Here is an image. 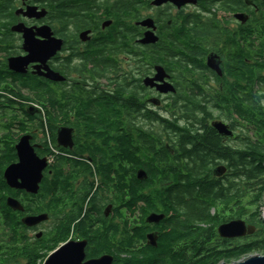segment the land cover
Listing matches in <instances>:
<instances>
[{
  "label": "flooded vegetation",
  "instance_id": "1",
  "mask_svg": "<svg viewBox=\"0 0 264 264\" xmlns=\"http://www.w3.org/2000/svg\"><path fill=\"white\" fill-rule=\"evenodd\" d=\"M155 2L0 0V138L12 135L16 155L31 128L47 163L35 195L12 189L22 211L11 210L36 217L25 204L44 199L47 179V219L22 231L47 257L69 247L82 264H121L126 223L131 251L156 249L180 227L165 214L169 192L229 189L234 159L264 158V0ZM22 30L37 47L31 57ZM26 93L36 102L25 105ZM106 100L114 112L102 120ZM174 211L181 221L183 207ZM97 235L109 248L97 250ZM170 249L183 257L187 239Z\"/></svg>",
  "mask_w": 264,
  "mask_h": 264
},
{
  "label": "trees",
  "instance_id": "2",
  "mask_svg": "<svg viewBox=\"0 0 264 264\" xmlns=\"http://www.w3.org/2000/svg\"><path fill=\"white\" fill-rule=\"evenodd\" d=\"M32 83H26L25 89L33 90L36 85ZM36 96L26 93L25 105L36 102ZM109 103L113 101L102 103V120L109 119L114 112ZM23 131L27 136L31 135V128L28 130L25 126ZM11 136H3V140L0 138V144H7L5 152L0 154V264H42L50 248L41 242L31 243L22 236L25 228L20 221L21 214L7 206L8 198H17V192L10 189L3 178L4 170L17 161L11 147ZM43 141L48 143L46 139ZM120 145L124 151L128 148L125 140ZM233 167L234 177L229 189L199 182L197 185H187L183 190L169 192V201L166 202L168 207L163 206L165 214L173 211L169 222L180 227H167L160 235L156 249L138 253L131 251L128 224H124V234L119 244L120 254H123L119 259L121 264H221L257 252L264 254V223L261 220V208L264 207V158L234 159ZM49 191L50 184L46 179L41 191L44 199L39 204L35 202V205L31 200L25 204V211L34 216L42 215L41 211L48 209ZM178 206L183 207V212H179L182 214L181 221H178L180 215L174 211ZM231 220H242L256 230L254 234L241 238H219L217 227ZM184 237L187 239V252L181 257L175 255L170 246ZM93 239L99 245L97 250H100V246L109 248L107 235H97Z\"/></svg>",
  "mask_w": 264,
  "mask_h": 264
},
{
  "label": "water",
  "instance_id": "3",
  "mask_svg": "<svg viewBox=\"0 0 264 264\" xmlns=\"http://www.w3.org/2000/svg\"><path fill=\"white\" fill-rule=\"evenodd\" d=\"M164 1L166 0H156L155 3L158 5ZM21 32L24 33L25 50L29 52L31 57L32 55L36 54L37 47L34 45V40L32 36L29 35V32L26 30H22ZM148 39H150V42L153 41L154 37L152 33L145 35L143 42L147 41ZM47 44L48 45L42 50V55H44V57H47L51 53L50 50L52 46L50 45V42ZM30 57L28 56L27 58L22 59L20 64H26ZM45 76L48 79H52L51 74H46ZM30 140L31 137L27 135L19 139L17 145L15 146L17 161L16 163L9 165L4 170L3 178L6 185L10 189L16 191H25L28 194L35 195L42 180V172L46 168L47 163L45 159H40L36 156L32 146L30 145ZM222 171V169H219V174L222 173ZM7 206L14 211H22V207L14 199L8 198ZM154 217L152 216L150 219L154 220ZM46 219V215H40L36 217H25L21 222L25 227L31 228L45 221ZM261 220L264 223V207L261 213ZM255 230L256 229L254 226L246 225V223L242 220H231L219 225L217 227V234L221 239H235L250 236L254 234ZM68 248L69 247L62 248L54 255L48 256L44 264H82L81 257L78 255H74L72 258L69 257L70 249ZM85 264H111V259L105 256ZM221 264H264V255H248L240 258L239 260Z\"/></svg>",
  "mask_w": 264,
  "mask_h": 264
},
{
  "label": "rangeland",
  "instance_id": "4",
  "mask_svg": "<svg viewBox=\"0 0 264 264\" xmlns=\"http://www.w3.org/2000/svg\"><path fill=\"white\" fill-rule=\"evenodd\" d=\"M263 204H264V202H263ZM263 208H261V210H262ZM231 214H233V213H231ZM226 216H227V214H226ZM253 254H259V255H264V254H262V253H259V252H257V253H253ZM253 254H250V255H253ZM47 259V257L46 258H44V261H42V264H44V262H45V260Z\"/></svg>",
  "mask_w": 264,
  "mask_h": 264
},
{
  "label": "bare ground",
  "instance_id": "5",
  "mask_svg": "<svg viewBox=\"0 0 264 264\" xmlns=\"http://www.w3.org/2000/svg\"><path fill=\"white\" fill-rule=\"evenodd\" d=\"M108 255V254H107Z\"/></svg>",
  "mask_w": 264,
  "mask_h": 264
}]
</instances>
